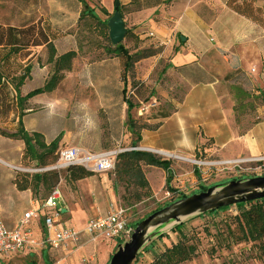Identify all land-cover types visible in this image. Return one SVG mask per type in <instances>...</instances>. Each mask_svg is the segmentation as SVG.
<instances>
[{"label":"rangeland","instance_id":"obj_1","mask_svg":"<svg viewBox=\"0 0 264 264\" xmlns=\"http://www.w3.org/2000/svg\"><path fill=\"white\" fill-rule=\"evenodd\" d=\"M115 1L88 0V4L92 7L94 6L102 18L106 19L108 15L104 14L101 8L105 7L109 11V14L113 15L115 13ZM227 1L120 0L123 5V18L126 27L132 32V35L125 36L122 43L130 48V50L135 45H144L145 48H153L156 51H161L166 45L160 43L158 40L159 37L149 36V32L156 33L158 25H165L167 28L174 29L175 21L183 16L185 26L182 30H188L193 35L196 34L200 43L198 34L201 27L200 21L214 23L218 16L234 12L228 7ZM29 2L30 0H0V24L22 26L28 25L31 21H35L37 19L36 16L34 18L33 15L24 13L26 6L29 9ZM238 2L241 4L242 0H238ZM252 5L262 7L264 0H254ZM194 13L197 15V19L193 18L192 14ZM232 26L233 29H237L232 19H229V15H224L216 21V29L222 30L223 32L226 28L231 29ZM259 26L264 29V25ZM263 29L261 31L262 33H264ZM106 33V28L102 30V27H99V25H97V28L86 25L84 22L79 25V30L76 35L77 43L81 47L91 45V47L96 46L101 49V52L98 54L95 51L91 53V62L96 58L107 57L105 52L102 51V48L109 43ZM173 42L179 44L181 42L180 36L176 35ZM86 48L89 47L86 46ZM89 51L83 52L82 54L87 55L90 53ZM31 55L32 57H30ZM47 59L48 51L46 47L42 49L32 47L31 50L22 49L19 56L15 59L12 58L9 64L11 65L10 68L15 69L17 64L24 65L30 62L32 67L35 66L37 69L38 64L45 63L50 71L52 66L47 63ZM84 59L81 55L80 64L75 67V75L72 78L66 82H63V80L60 82L56 88L55 96L57 97L53 102L48 103L46 100V96H52L51 93H45L38 97L41 100L39 102L42 104L36 105L35 107L40 110L38 117L46 137L45 140L51 142L54 135L59 136L61 131L75 132L73 127L77 128L80 125L81 128L85 129L84 131L87 134L86 139L83 140V143H87L88 145L87 150L100 151L109 148L129 150L132 147H137L170 160L171 166L170 171L156 166H143L150 182V189L148 190L119 181L116 177L115 170L107 173H94L91 177H88L90 178L88 180L84 178L77 181H70L68 179L67 169L57 170L60 174L59 185L63 195L67 198V204L72 205L76 212H84L83 221L99 215L100 212L98 210L100 206L103 207V213H105L109 210L111 203H117L126 209L129 226L134 231V223L164 208L168 203L171 204L178 201L180 195L189 196L198 191L202 186L212 187L226 183L234 178L245 179L264 176V120L261 118V112L264 109V85H262L263 87L259 86V84H262L261 82L264 84V56L260 57L261 60L259 63H256L252 57H249V61L246 60L244 62L247 69L244 68L233 72L230 79L222 80L221 78L220 80L224 81L222 88L231 93L235 101V106L237 105L236 119L240 125V132L246 131L247 127L251 125L247 123V126L244 127L243 122L245 121L243 118L245 116L248 115L249 119L250 117L254 118V123H258L253 134L255 136L254 141L262 148V152L258 155L245 154L246 156L240 150L234 154H227L224 148L222 149L220 146H217L211 140L205 141L201 146H198L191 155L165 150H150L151 148L139 145L133 146V141L137 140L138 136H141L142 129H140V126L149 124L146 118L138 119L139 114L137 109L141 102H147L152 97H156L159 102V107H166L169 104L168 100H170L169 97L172 91L170 88L171 78L167 75L164 76L165 73L162 72L166 64L164 57L157 60L155 62L156 64H142L141 68H139L140 74L146 75L150 72L149 77H146V79L137 75V67L135 68L137 65H135L127 74L134 78L131 80L130 86L127 88L128 85L126 86L125 83H121L122 81H120L119 86L124 87L122 92L121 89L119 91L116 89L118 83L114 77L115 70L113 68V90L111 96L113 115L116 114L119 116V112L124 109V106L128 108L126 101H131L135 104V107L131 111L132 122H128L127 119L125 120V135L128 139L107 145V141L103 139L105 134H107V96L100 97L99 93L101 92L100 86L102 83L93 76V74H99V72L93 70L90 66L87 67L84 64L87 60L84 61ZM152 60H155V58H152ZM253 62H255L256 67L251 64ZM152 66H154L153 70L151 69ZM251 68L254 71H251ZM90 69L91 76L88 73ZM41 83V76L36 75L34 81L26 82L22 88V93L24 94L23 91H29ZM130 88L134 91V94L130 93ZM70 92L71 95L69 96ZM80 105H85L87 109L85 114L80 113ZM158 108L154 109L153 112H157L159 110ZM76 111L77 114L75 115ZM12 118L13 114L10 113L4 118V122H1V126L12 128ZM113 124L116 127L119 126L118 121L113 122ZM93 128L95 131L92 136L90 133H92L91 130ZM98 136L101 140L97 139ZM60 148L61 145H59L58 150ZM83 149L85 148L83 147ZM58 150L56 152L57 155ZM165 153H171L176 157L166 155ZM56 162L48 166L40 167L36 162L22 160L20 166L14 170V176H17L18 171L26 172V170L30 174H34L37 173L34 171L35 169L51 168ZM9 183L10 190L14 189L12 182L9 181ZM43 193L44 190L42 189L38 196L33 194V199L36 202H40L44 199L41 198L43 197ZM140 195H142L141 198H139ZM235 212H237V207L232 206L227 211H221L216 215H199V213H195L187 217H182L181 222L186 223L184 230L188 233V236L192 237V241L198 244L199 252L193 260L186 261L182 264H222L225 260L230 259L235 261V264H264L262 260L246 259L251 254L249 250L250 244L236 245L230 250H226L217 245V239L214 235L217 232L216 223ZM65 218L68 220L72 219L73 214L71 213ZM179 223L178 221H171L163 225L151 227L148 231L147 241L133 264H154V261L166 248L171 247L179 240V234L174 231V227ZM73 224L77 225V222L74 221ZM40 227L44 231L42 223ZM129 238L123 240L126 241ZM101 245L104 247L97 251L94 260L90 261V264H106L117 249V244L115 245L114 241L107 242V252L102 251L106 248L105 242H101Z\"/></svg>","mask_w":264,"mask_h":264},{"label":"crops","instance_id":"obj_2","mask_svg":"<svg viewBox=\"0 0 264 264\" xmlns=\"http://www.w3.org/2000/svg\"><path fill=\"white\" fill-rule=\"evenodd\" d=\"M85 3L88 4V0H30L29 9L26 6L24 13L33 15L34 18L36 16L35 21L41 20L42 25H49L58 34V37L53 41L57 56L71 50L77 52L76 57L73 59V68L71 71L66 72L63 82L75 75V67L80 64L81 55L85 58L84 61L87 60L84 63L87 67L90 66V68L99 72V74H93L102 83L99 95L100 97L107 96V134L103 139L107 141V145H111L128 139L125 135L127 106H124V109L119 112V116L112 113V70L113 68L115 70L114 77L118 83L116 86L118 91L121 89L122 92L124 89L123 86H119L120 81L125 83L126 86L128 85V88L134 78L130 75H127L124 79L121 77L122 67L119 57L107 55V57L93 59L91 62V53L95 51L98 54L101 49L96 46L91 47V45L81 47L77 43L76 35L79 25L84 21H80V16ZM91 8L95 7L91 6ZM95 11L99 14L96 8ZM224 15H229V19H232L237 29H233V26L231 29L226 28L224 32L216 29L217 19ZM224 15L218 16L214 23L200 21L201 27L198 32L200 43L196 34L193 35L188 30H182L185 26L184 16L175 21L174 29L167 28L165 25H158L157 32H153L154 37H159L160 43L166 46L156 55L138 61L135 64L137 65L135 66V68L137 67V75L143 79L148 78L150 72L146 75H141L139 72L142 64L155 63L164 57L166 64L162 72L165 73L164 76L167 75L171 78L170 88L172 91L169 97L170 100H168L169 104L166 107L160 106L159 112L152 111L151 117L147 118L149 124L142 129L141 139L138 142L139 146L151 148L150 150H165L191 155L198 146L211 140L217 146L224 148L227 154H234L239 150L243 155L261 154L262 148L254 141L255 136L253 134L258 123H254V118L250 117L249 119L247 115L243 118L245 121L243 125L246 127L247 123H250L252 126L250 125L251 127L248 126L246 131L240 132V125L236 119L235 101L231 93L222 88L224 81L220 80L221 78L225 80L227 75H233L235 71L247 69L244 62L249 57H252L256 63L260 62V57L264 56V33L261 32L263 28L235 12L225 13ZM33 16L31 17L33 18ZM99 16L102 18L100 14ZM192 16L197 19L195 13ZM176 35H179L180 38L185 36L186 40L181 39V42L176 44L173 42ZM86 46L89 48H86ZM38 47L42 49L45 46ZM144 48V45H135L131 51L137 52ZM88 50H90L89 54H82ZM102 51H104V48H102ZM152 58H155V60H152ZM251 64L256 67L255 62ZM153 68L154 66L151 69L153 70ZM90 71L91 69L88 72L89 74ZM251 71L254 70L251 68ZM49 73L50 71L45 63L38 64L37 69L35 66L32 67L31 77L27 81L32 82L35 80L36 75H40L42 83L36 85L33 89L41 87L48 78ZM261 83L259 86L263 87L264 84ZM33 89L23 92L27 94ZM56 91L57 89L46 92L52 95L51 97L46 96L48 103L56 99ZM42 94L45 93L38 94L29 100V108L23 119L27 130L40 132L46 139L42 125L39 123L38 113L40 110L35 107L42 104L39 102L41 100L38 99ZM79 111L85 114L87 112L85 105H80ZM116 121L119 123V128L113 124ZM73 129L75 132L61 131L59 145L61 147L75 146L86 149L88 145L83 143L87 136L85 129L81 128L80 125L77 128L73 127ZM91 131L90 134L93 136L94 128ZM57 137L54 135L52 141ZM97 139H99V136ZM24 147L22 140L8 138L0 134V218L10 228L16 225L25 212L37 209L40 206L39 202L33 199V193L30 189L18 190L14 183V170L21 164ZM9 181L12 182L15 190H10ZM64 198L66 208L64 209L63 221L65 223L82 228L87 220L94 218L90 217L83 221L84 212H76L72 205L67 204V198L65 196ZM98 211L100 213L95 217L106 213H103L104 209L101 206ZM71 213L73 218L66 219L65 217ZM74 221L77 222V225L73 224ZM41 223L42 221H35L33 224L35 235L39 239L42 238L45 232L44 229V231L41 230ZM84 240L88 241L86 237ZM120 240L102 241L105 242L106 247L102 251L107 252V242L114 241L116 245ZM102 247L104 246L101 245V242L96 244L86 242V245L81 249H77L74 245L60 248L43 247L35 250L27 248L24 252L12 256L5 262L6 264H90V261L94 260L97 251L101 250Z\"/></svg>","mask_w":264,"mask_h":264},{"label":"trees","instance_id":"obj_3","mask_svg":"<svg viewBox=\"0 0 264 264\" xmlns=\"http://www.w3.org/2000/svg\"><path fill=\"white\" fill-rule=\"evenodd\" d=\"M253 2L254 0H242L240 4L238 0H228L227 4L237 14L263 26L264 5L262 7H255L252 5ZM122 8V4L118 7L115 6V11H120L124 16ZM101 11L108 15L106 19H102L95 11V8H91L89 4L85 3L80 21L84 20L82 22L93 26V28H97V25L102 27V30L106 28V37L110 44L107 43V46H104V52L106 55L119 57L122 67L121 77L124 79L138 61L154 56L159 51L153 48H144L137 52H132L123 43L113 45L109 37L108 26V21L112 17V14H109V11L105 7H102ZM129 35H132V32L127 29L126 36ZM56 37H58V34L49 25H42L41 20L31 21L28 25L22 26L0 24V134L8 138L22 140L25 145L22 160L36 162L40 167L56 162L58 157L56 152L59 148L61 135L53 141L47 142L42 133L27 130L23 118L29 108V100L38 94L54 91L64 79L66 72L72 70L73 59L77 55L76 51L71 50L57 56V50L53 42ZM43 45L48 51L47 63L52 66L49 76L43 86L31 90L27 94H23L22 88L31 77L32 65L30 62L24 65L17 64L16 68L12 69L9 63L12 58L15 59L19 56L22 49L31 50L32 47ZM231 76L229 74L225 79H230ZM126 102L128 104L127 121L132 122L131 111L135 107V104L131 101ZM160 109L161 107L157 112ZM235 109L237 112V105ZM10 113L13 114V127L1 126V122H4V118ZM149 116H139L138 119H147ZM145 127H147V124L140 126V129ZM140 139L141 136H138L137 140L133 141V146H138ZM144 165L156 166L170 171L171 161L151 151L124 150L117 156L116 177L119 181L148 190L150 189V182L143 168ZM93 174L94 172L81 166H71L67 169V176L70 181L88 178ZM59 182L60 174L57 170H47L34 174H30L27 171H18L17 176L14 178V183L18 190L30 189L36 196H38L42 189L44 190L43 197H41L44 199L39 204L49 197ZM208 188L202 186L194 193L205 191ZM187 196L180 195L179 200ZM141 197L142 195L139 196V198ZM232 206L237 207V212L227 215L216 223L217 232L214 235L217 239V245L230 250L236 245L250 244L249 250L251 254L246 259L251 258L264 261V197L225 206L199 215H216L221 211H227ZM139 222L134 223L133 227L135 228ZM185 226V222H180L174 227V231L179 234V240L171 247L166 248L157 257L154 264H182L197 257L199 254L198 244L192 241V237L188 236V233L185 232ZM124 241L123 239L118 241L117 246ZM222 264H235V261L232 259L225 260Z\"/></svg>","mask_w":264,"mask_h":264},{"label":"built area","instance_id":"obj_4","mask_svg":"<svg viewBox=\"0 0 264 264\" xmlns=\"http://www.w3.org/2000/svg\"><path fill=\"white\" fill-rule=\"evenodd\" d=\"M149 36L155 34L150 32ZM131 94L134 91L130 90ZM159 107L156 97L141 102L137 111L139 116H147ZM264 120V109L261 112ZM126 149L110 148L101 151H90L75 146H63L58 150V160L51 168H37L34 171L68 169L81 166L94 173H107L115 170L117 156ZM129 150H141L132 147ZM21 169V168H19ZM28 171V170H26ZM65 198L58 184L39 208L25 212L12 228L0 218V264L5 260L24 252L27 248L43 247L60 248L74 245L81 249L86 242L96 244L102 241L129 238L133 229L129 226L126 209L117 203H111L109 210L101 216L90 218L82 228L71 226L63 221ZM35 221H42L44 234L37 238L33 228ZM85 237L88 241H85Z\"/></svg>","mask_w":264,"mask_h":264},{"label":"water","instance_id":"obj_5","mask_svg":"<svg viewBox=\"0 0 264 264\" xmlns=\"http://www.w3.org/2000/svg\"><path fill=\"white\" fill-rule=\"evenodd\" d=\"M120 4V0L115 1V6L118 7ZM108 26L112 44L122 43L127 33V27L120 11H115L108 21ZM181 39L185 41L186 37L181 36ZM263 197L264 176L233 179L222 185H215L205 191L191 194L141 220L134 228L130 238L117 246L106 264H133L147 241L148 231L151 227L171 221L181 222L182 217L195 213H206Z\"/></svg>","mask_w":264,"mask_h":264},{"label":"bare ground","instance_id":"obj_6","mask_svg":"<svg viewBox=\"0 0 264 264\" xmlns=\"http://www.w3.org/2000/svg\"><path fill=\"white\" fill-rule=\"evenodd\" d=\"M166 155H172V156H175V155H173V154H171V153H165ZM176 157V156H175ZM193 161V160H192Z\"/></svg>","mask_w":264,"mask_h":264}]
</instances>
